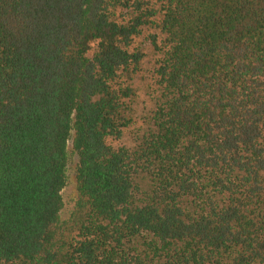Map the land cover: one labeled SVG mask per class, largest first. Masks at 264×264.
<instances>
[{
  "label": "trees",
  "instance_id": "obj_1",
  "mask_svg": "<svg viewBox=\"0 0 264 264\" xmlns=\"http://www.w3.org/2000/svg\"><path fill=\"white\" fill-rule=\"evenodd\" d=\"M148 25L154 129L114 148ZM0 264H264V0H0Z\"/></svg>",
  "mask_w": 264,
  "mask_h": 264
},
{
  "label": "rangeland",
  "instance_id": "obj_2",
  "mask_svg": "<svg viewBox=\"0 0 264 264\" xmlns=\"http://www.w3.org/2000/svg\"><path fill=\"white\" fill-rule=\"evenodd\" d=\"M95 49L96 45L92 44L88 52L89 57L93 55ZM132 49L141 53L142 58L138 69L129 78L122 79L125 81V86H129L133 91L129 101L131 123L123 130L120 140H108L114 148L132 149L139 144L143 136L154 129L153 115L162 93L157 83L156 70L163 57L164 36L154 26H145L140 35L134 39ZM68 149L66 184L61 191L62 208L59 213L61 224L70 220L78 198L75 179L77 157L72 152L71 143Z\"/></svg>",
  "mask_w": 264,
  "mask_h": 264
}]
</instances>
